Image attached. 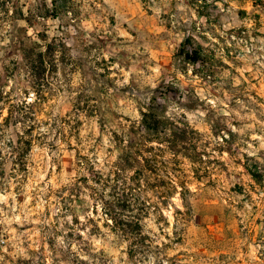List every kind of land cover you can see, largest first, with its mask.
<instances>
[{
	"label": "rangeland",
	"instance_id": "1",
	"mask_svg": "<svg viewBox=\"0 0 264 264\" xmlns=\"http://www.w3.org/2000/svg\"><path fill=\"white\" fill-rule=\"evenodd\" d=\"M66 2L0 0V264H264V0ZM43 38L67 49L33 87L19 47ZM152 98L185 154L156 151L178 188L143 191L154 254L131 259L91 169L108 174L110 134Z\"/></svg>",
	"mask_w": 264,
	"mask_h": 264
},
{
	"label": "trees",
	"instance_id": "2",
	"mask_svg": "<svg viewBox=\"0 0 264 264\" xmlns=\"http://www.w3.org/2000/svg\"><path fill=\"white\" fill-rule=\"evenodd\" d=\"M50 2L53 10L65 8L67 3L66 0ZM42 40V49L37 48L34 42L23 43L19 47L22 63L33 87L42 84L49 73L56 72V54L67 49L60 39ZM189 42L190 39L186 38L179 51L186 62L196 63L200 60V53L196 48L186 51L185 46ZM154 104L155 98H152L150 105L140 111L138 123L123 126L110 134L109 142L116 148L117 154L108 174L102 176L91 169L95 205L109 221L113 233L126 241L131 259L154 254L152 239L143 225L144 219L151 213L142 197L143 191L154 193L160 203L166 204L167 198L172 197L178 188L177 181L168 185L157 172L160 155L156 151L168 149L173 157L185 154V126L169 125ZM21 116L17 110L9 111L6 119L13 118L15 122ZM244 168L255 182H262L263 173L256 163L251 166L245 164Z\"/></svg>",
	"mask_w": 264,
	"mask_h": 264
}]
</instances>
